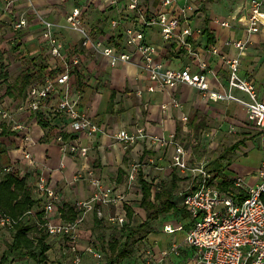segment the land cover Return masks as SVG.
Here are the masks:
<instances>
[{
	"label": "crops",
	"instance_id": "obj_1",
	"mask_svg": "<svg viewBox=\"0 0 264 264\" xmlns=\"http://www.w3.org/2000/svg\"><path fill=\"white\" fill-rule=\"evenodd\" d=\"M163 2L164 0H145V6L150 11L160 12L165 10ZM251 2L252 0H177L172 10L173 14L178 16L182 14L180 6L191 4L194 7L192 12H187V21L194 30L192 37L194 46L208 58L211 68L216 73V76L210 75L214 91L227 87L229 73L225 58L237 57L239 54L233 42L247 41L240 72L243 77L254 80L260 98L264 100V29L256 34L247 31ZM104 3L105 0H69L65 3L59 0H13V4L6 9L4 0H0V34L1 31L7 32L8 38L17 34L16 39L22 43L21 51L29 52L31 55L45 53L48 65L51 64L50 51L43 39L42 19H46L56 24L55 33L66 53L83 54L84 68L81 72L85 77V87L84 94L82 92L81 109L88 112L101 127V132L93 136L72 133L64 116L52 110L57 103L56 100L52 101V109L31 115L19 113L18 106L16 107L10 98H5L4 102L0 101V104L12 110L16 119L27 124L30 134L34 137L32 143L25 141L20 133L11 131L9 135L0 137V143L6 148L11 163L15 156L21 158L22 149H28L39 168H32L25 161L22 162L27 170L25 178L28 179L34 195L37 197V180L39 175L43 174L47 177L49 185L61 197V203L58 204L51 220L54 223L66 221L62 208L67 206L75 208L78 201L88 200L93 196L95 188L89 180L91 173L102 185L112 187L117 193L125 192L126 195L135 185L141 187V177L149 183L156 184L169 178L173 172L174 145L159 146L154 144L152 139H146L135 145L126 146L114 137L121 130L131 132L137 128H144L150 137L159 138H170L174 134L177 141L185 146L186 158L192 165L202 164L206 153L213 152L215 157L218 148L229 142L227 138H233L234 141L231 140L225 148L236 144L242 138H253L240 145L231 160H220L224 149L212 164L210 160L207 167L217 175L215 184L222 192L228 193L220 184L222 176L219 172L223 168L231 180L236 176H243L247 183L256 184L264 147L259 130L247 122L243 106L236 102L205 101L197 88L187 84H181L176 90L158 89L151 93L148 91L150 79L138 53L134 52L131 63L112 67L106 57L80 47L81 36L66 27L69 13L75 7H81L85 10V20L93 27H97L111 15L107 14ZM19 14L27 18L28 25L22 31L15 32L13 23ZM225 21L230 23L229 27L222 25ZM108 27L109 25L103 30H109ZM205 28H208L213 36V41H210L207 35H203ZM96 29L99 31L98 27ZM147 38L150 42L163 47L169 67L181 69L192 65L186 51L178 49L176 44H165L158 29L147 31ZM229 42L232 44H227ZM211 47L218 49L219 54L208 56L207 49ZM75 83L77 86L76 78ZM236 94L247 98L241 91H236ZM173 99L180 103L179 107L173 105ZM163 105H167L168 108L163 109ZM62 128L67 130L65 135L68 142L89 148L88 157L63 154L61 144L56 139ZM256 140L258 143H255ZM257 149L259 164L255 167L242 165V158L248 157ZM192 160L196 162L193 163ZM136 165L142 167L137 173L136 182L129 187V179ZM123 172L125 174L121 178ZM126 203L131 206L129 202ZM125 204L100 205L94 213H90L81 227L80 242L88 236L94 242L98 238L106 242L118 238L121 235L118 231L120 227L114 226L110 218L125 216L129 222ZM42 206H45V202ZM135 214L138 215L139 212ZM96 215L102 219L98 224ZM187 232L169 234L161 231L150 235L152 249L157 254L156 262L153 264H198L194 259L195 249L185 245ZM11 241V231L1 232L0 257L7 249L6 244ZM48 243L51 249L47 260L42 264H71L73 256L68 253L62 238L49 237ZM97 245L96 247L105 254L106 261L107 254L103 244L98 241ZM173 245L180 246V255L171 254L164 258L162 251L170 249ZM82 247L80 243L84 258L82 264L89 262L94 264V257L85 252L87 246ZM105 261L103 264H106ZM141 263L146 264L143 261ZM11 264L41 263L30 258H22ZM120 264L140 263L135 257H130Z\"/></svg>",
	"mask_w": 264,
	"mask_h": 264
},
{
	"label": "built area",
	"instance_id": "obj_2",
	"mask_svg": "<svg viewBox=\"0 0 264 264\" xmlns=\"http://www.w3.org/2000/svg\"><path fill=\"white\" fill-rule=\"evenodd\" d=\"M59 1L65 3L69 0ZM4 2L6 9L13 4V0ZM104 4L107 13L111 15L108 19L109 30L101 34H97L95 27L85 20L83 8L75 7L69 13L66 27L81 36V48L106 57L112 67L131 63L134 52L138 53L150 79L148 91L151 93L158 89L176 90L181 84H187L197 88L205 101L240 104L246 111L247 122L261 132L264 147V100L260 98L254 80L243 77L240 72L247 41L233 42L239 54L237 57L225 58L229 73L227 87L214 91L210 75L216 76V73L208 58L199 52L192 41L194 30L191 24H188L186 15L194 10L191 4L180 6L182 14L178 16L174 15L172 10L177 0H164L165 10L160 12L147 9L145 0H105ZM263 7L264 0H252L247 27L250 34L260 33L264 29ZM42 23L43 39L50 51L51 64L47 73L30 86L28 97L18 105V111L25 115L42 113L45 109H52V101L56 100L52 110L64 116L72 133L93 136L101 132V127L88 112L81 109L82 90L78 89L75 83L76 72H81L84 68V56L80 53H66L55 33L56 24L46 19H42ZM27 25V18L19 14L15 18L13 28L15 32H20ZM222 25L229 27L230 23L225 21ZM152 29L159 30L165 44H176L178 49H184L192 65L181 69L169 67L163 47L147 38V31ZM121 34L124 35V40L119 43ZM207 51L208 56L219 54L215 47L208 48ZM236 91L243 92L247 98L238 96ZM173 105L179 107L180 103L173 99ZM162 107L168 108L167 105ZM3 129L20 133L25 141L34 142L27 124L16 119L9 107L0 104V130ZM66 132L67 130L62 128L56 137L63 154L88 157L89 148L68 142ZM114 137L126 146L146 139H152L154 144L159 146L174 145L172 168L195 179L196 187L190 185L179 196L182 198V204L188 209L192 222L185 245L195 249L194 259L198 264H264V156L256 184H249L243 176H236L233 181L238 190L225 193L216 186V176L208 169L206 163L192 165L188 162L185 146L177 141L176 135L173 134L170 138L150 137L144 128H137L131 132L121 130ZM23 161L30 167L39 169L32 153L28 149H22L21 158L15 156L12 164L5 168V172L24 178L27 170L22 165ZM141 167L142 165L134 166L129 187L136 182ZM91 174L89 180L95 188L93 196L76 203L78 215L75 221L61 220L59 223H54L51 217L61 203L60 195L49 185L45 175H39L37 180V192L45 201L46 221L43 227L51 239L62 238L66 241L68 253L73 256L71 264L83 262L80 231L88 215L94 212L98 205L127 202L125 192L117 193L112 187L102 185L101 181ZM110 221L124 226L128 219L125 216H113ZM13 223L15 222L10 217L0 212V232L10 228ZM183 230L184 226L181 224L168 223L164 226V231L169 234ZM180 249L179 245H173L161 254L164 258L171 254L180 255ZM85 252L94 257V264L104 263L105 254L96 246H87ZM156 255L153 249H149L146 264L156 262Z\"/></svg>",
	"mask_w": 264,
	"mask_h": 264
},
{
	"label": "trees",
	"instance_id": "obj_3",
	"mask_svg": "<svg viewBox=\"0 0 264 264\" xmlns=\"http://www.w3.org/2000/svg\"><path fill=\"white\" fill-rule=\"evenodd\" d=\"M106 19L107 20L101 22L100 25L97 26L99 31L96 29L97 27H95L97 34L105 32L104 30L108 26L109 18ZM203 35H207L210 41L214 40L208 28L203 30ZM16 38L17 34L13 35L11 38L13 41V52L18 53L20 58L29 59L31 64L23 68L15 80L10 82L8 73L4 72L6 67V53L0 50V72L6 83V92L4 96L5 98L12 99L13 104L17 107L27 99L29 88L33 82L42 78L47 73L49 65L45 53L31 55L29 52L21 51L22 43ZM118 40L119 43H121L124 40V35L121 34ZM76 79L78 89L82 90L84 94L85 77L83 72H76ZM114 95L115 92H113V96ZM0 131V137L10 134V131L7 129ZM259 133L261 135L260 131ZM247 139L253 138H242L236 144L225 148L220 156V160H231L235 155V151L240 145L244 144ZM11 164L6 148L0 143V212L2 215L10 217L15 222L8 228L9 231L12 232V241L6 244L7 249L0 257V264H11L17 261V259L22 258H30L36 262L44 263L51 249L48 243L49 234L46 228L43 227L46 221V214L42 205L45 201L40 197L38 192L37 197L34 195L35 193L29 185L27 178H21L12 173L5 172V168ZM219 173L222 176V182H220V184L223 189L228 190L226 192L238 190L234 185V181L227 175L225 168ZM124 174L123 172L120 177L123 178ZM215 176V180L217 181V175L215 174ZM185 183L188 184L187 186L191 185L194 188L196 187L194 178L181 174L175 168H173V172L167 180H161L157 184L154 182L149 183L142 177L140 178L142 192L140 207L144 210L146 217L144 221L135 225L133 223L134 216L136 215L135 210L131 206L125 204L129 222L124 226L114 225L120 227L118 231L121 235L112 241L106 242L104 239L99 238L96 241V243L101 241L103 244V249L107 254L106 264H119L124 259L137 256L139 254L137 252V244L140 241L149 239L151 247H153L150 235L164 231V226L168 223L183 225V231L190 230L192 222L190 220L189 211L185 205L178 202L180 198L179 194L182 192L181 187ZM176 198H178L177 201ZM99 206L100 205L97 206V209ZM61 210L63 211L62 214L66 221L76 220L78 211L75 208L67 206ZM96 213H98V211ZM162 216H164V220H162L161 223L158 222V225H161L155 226L154 224L159 221ZM95 217L96 224L102 221L97 215ZM151 247L149 248L152 249ZM146 259L147 255L146 257H141L143 263H146Z\"/></svg>",
	"mask_w": 264,
	"mask_h": 264
},
{
	"label": "rangeland",
	"instance_id": "obj_4",
	"mask_svg": "<svg viewBox=\"0 0 264 264\" xmlns=\"http://www.w3.org/2000/svg\"><path fill=\"white\" fill-rule=\"evenodd\" d=\"M11 38H12V36L10 38H8L7 32L1 31V34H0V50H2V52H5L6 53V60H5L6 67H5V71L4 72H7L8 73V79H9V81L10 82H13L15 80V78L19 75V73L21 72V70L23 68H25L26 66H29L31 64V62H30L29 59L20 58L19 55H18V53L13 52V50H12L13 41L11 40ZM5 92H6L5 79H4V77H2V74L0 72V101H3V102L5 101V96H4ZM227 140L229 142L227 141L228 143H226L223 146H220L218 148V150H217L218 153L215 154V157L213 155L214 154L213 152L206 153L207 156H204L203 157V161H202V159H201V161L203 163L209 164L210 163V160H211V164H212V161L218 158V156L221 154V152L225 149V146L228 145V144H230L231 140L234 141L233 138H227ZM255 143H258V141L256 140ZM192 161H193V163L196 162L194 160H192ZM259 161H260L259 149H257L255 151H253V153L251 152L248 157L242 158L241 164L244 165V166H247V167H255V166H257L259 164ZM187 185H188L187 183L183 184L182 187H181V190L182 191L183 190H186L189 187ZM141 199H142L141 187L138 186V184H137L127 194V200H128L127 202H129L131 204V206H133V209L135 210V213L136 212H139V214L138 215H135L134 216V219H133V223L135 225H137L140 222L144 221V219L146 217V214H145L144 210L140 207ZM177 200H178V198H176V201ZM178 202L181 204L182 203V198H179ZM160 220L157 221L154 225L157 226L158 225V222L161 223L162 220H164V216H162ZM159 225H161V224H159ZM4 231L7 232V231H9V229H5ZM0 234H1V232H0ZM80 243L83 245L82 248H84L86 246H89V245L96 246L98 244V243L94 242L92 239L90 240L89 236H88V238H84L83 241L80 242ZM149 243H150V240L149 239H146L144 241H140L137 244V252L139 254L137 253L138 255L136 254L137 256H135V255L134 256H135V258L137 259V261L140 264H142L141 263V261H142L141 260V257L142 256L146 257V255H147L146 252L150 249L149 247H151V243L150 244ZM65 245L67 246V243L64 240V246ZM146 249H147V251H146ZM69 258H71V257H69ZM71 260H72V258H71ZM87 264H91V262H89Z\"/></svg>",
	"mask_w": 264,
	"mask_h": 264
}]
</instances>
